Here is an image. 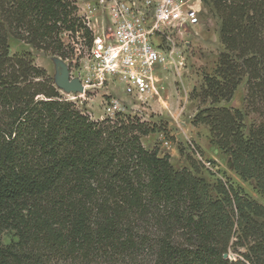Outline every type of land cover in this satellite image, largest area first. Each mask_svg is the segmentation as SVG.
I'll return each instance as SVG.
<instances>
[{
    "label": "trees",
    "instance_id": "16d2710c",
    "mask_svg": "<svg viewBox=\"0 0 264 264\" xmlns=\"http://www.w3.org/2000/svg\"><path fill=\"white\" fill-rule=\"evenodd\" d=\"M202 1L223 50L190 93L191 122L263 201L228 180L211 185L188 154L190 168H175L141 141L155 123L122 112L93 119L30 52L10 54L8 36L72 56L60 37L83 26L71 1L0 0V264H264V0ZM242 82L244 112L223 104ZM8 229L17 240L5 244Z\"/></svg>",
    "mask_w": 264,
    "mask_h": 264
},
{
    "label": "built area",
    "instance_id": "2783aa9c",
    "mask_svg": "<svg viewBox=\"0 0 264 264\" xmlns=\"http://www.w3.org/2000/svg\"><path fill=\"white\" fill-rule=\"evenodd\" d=\"M83 26L64 30L61 40L72 50L71 61L83 92L70 100L85 98L87 92L103 90V106L108 115L125 109L113 95L116 84L134 99L147 102L160 96L156 71L184 65L177 55L179 40L185 44L187 28L198 23L199 7L190 0H69ZM88 32H86V30ZM117 87V86H116ZM67 98V97H66ZM192 152L207 168H212L193 146Z\"/></svg>",
    "mask_w": 264,
    "mask_h": 264
},
{
    "label": "rangeland",
    "instance_id": "374dc122",
    "mask_svg": "<svg viewBox=\"0 0 264 264\" xmlns=\"http://www.w3.org/2000/svg\"><path fill=\"white\" fill-rule=\"evenodd\" d=\"M199 7L198 23L187 28L188 35L184 37L189 43L179 40L177 51L184 65L176 70L172 65L167 68H159L156 73L160 78V96L145 103L127 96L121 84H116L114 95L118 97L120 103L125 106L121 111L126 114H137L142 119L155 123L158 130L141 138L143 145L149 149L157 147L160 154L168 153L170 161L175 168L190 165L186 159V154L190 155L195 163V168L199 175L203 176L208 183L213 185L217 179L228 180L234 186H240L251 198L262 202L263 198L258 191L253 180H241L231 168V159L216 146L209 142L208 128L204 125H193L192 118L199 106L198 100H191L192 89L199 88L203 73H213L217 58L223 46L219 41V19L210 12L211 7L202 0H190ZM9 52L11 55L20 54L24 51L30 52L34 62L44 67L47 72L56 79L59 64H65L69 71L77 73V67L71 61V56L65 60L37 50L29 44L18 41L8 36ZM63 96L74 95L65 93L59 89ZM125 97L121 98L120 96ZM106 95L103 90L87 92L85 98H76L74 101L93 119H102L108 115L104 111ZM245 86L242 82L234 97L224 105L232 106L245 111ZM257 116L253 114L245 115L244 121L248 127L252 121H256ZM247 130V129H246ZM181 144L183 155L178 151L177 145ZM191 146L205 159L209 160L212 168H207L197 160L195 154L191 153ZM17 240L15 231L5 230L2 234V242L7 244ZM241 250V249H240ZM229 258H235L237 253L230 249L227 253ZM141 261V262H140ZM150 258L143 257L136 261L114 260L98 261L90 264H150ZM80 264V263H61Z\"/></svg>",
    "mask_w": 264,
    "mask_h": 264
},
{
    "label": "water",
    "instance_id": "95a60500",
    "mask_svg": "<svg viewBox=\"0 0 264 264\" xmlns=\"http://www.w3.org/2000/svg\"><path fill=\"white\" fill-rule=\"evenodd\" d=\"M54 83L58 89H61L65 93L83 92L80 80L78 78H70L69 69L65 64H59L58 74Z\"/></svg>",
    "mask_w": 264,
    "mask_h": 264
},
{
    "label": "crops",
    "instance_id": "0c3cea01",
    "mask_svg": "<svg viewBox=\"0 0 264 264\" xmlns=\"http://www.w3.org/2000/svg\"><path fill=\"white\" fill-rule=\"evenodd\" d=\"M112 94L114 95L115 93L113 92ZM119 96H120V95H119ZM120 97H121L122 99L125 98V97H122V96H120Z\"/></svg>",
    "mask_w": 264,
    "mask_h": 264
}]
</instances>
